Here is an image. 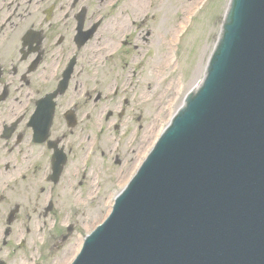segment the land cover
<instances>
[{
  "label": "water",
  "instance_id": "water-1",
  "mask_svg": "<svg viewBox=\"0 0 264 264\" xmlns=\"http://www.w3.org/2000/svg\"><path fill=\"white\" fill-rule=\"evenodd\" d=\"M74 264H264V0L231 1L205 83Z\"/></svg>",
  "mask_w": 264,
  "mask_h": 264
},
{
  "label": "rangeland",
  "instance_id": "rangeland-1",
  "mask_svg": "<svg viewBox=\"0 0 264 264\" xmlns=\"http://www.w3.org/2000/svg\"><path fill=\"white\" fill-rule=\"evenodd\" d=\"M188 1L182 4L181 0H168V5L163 9L161 6L157 8L160 18L152 20L153 28L150 29L156 33L158 32L156 25L158 28H162L163 43L158 44L154 34H152L145 36L150 42H154V50H151L148 42L141 44L142 52L148 57L147 60L141 59L142 65L146 63L144 69L146 81L143 84L139 82L134 84L137 92L135 102L132 103L134 109H128L126 114L119 118L121 101L103 98L99 102V109L93 111V119L81 123L80 129L84 130V142H80L82 146H80L76 157L69 162L68 169L63 173L59 183L55 184L48 179L46 183L45 172L50 163L48 156L41 158L36 169L32 165V160L28 156L25 157V154L29 153L27 146L21 148L18 166L21 167V172L27 174L28 178L16 190L15 202L19 204L29 203V210L32 207H37V211L31 210L33 220H35L33 223H35L37 237H31L30 251L34 241L40 238L38 226L42 221H47V243L52 239L55 245L60 236V233L55 234L60 232L57 227L64 229L67 225L74 226L72 234L63 245L62 250L58 251L56 247L51 245V254L49 255V248L47 247V258L43 260H40V254L36 251L34 254L35 264H69L72 261L75 256L74 252L77 248L79 250L81 245H79V241L110 211L109 198L113 192L116 193L120 190V184L125 181L124 178L137 158V154L144 148L147 150L151 148L157 133H159L158 130L168 120V112L175 110L182 104L185 93L196 87L202 78L207 60L220 32L222 20L218 19V15L214 13L215 10L220 11V6L208 4L189 24L188 19L179 20L173 16L175 12H182L184 8H188L189 3L193 5L195 0ZM220 2L223 3V0ZM167 16L171 17L167 19ZM182 21L189 24V29L180 37L179 43L177 38L172 49L174 58L177 46L175 54L179 66L175 61V68L169 70V74L162 71L164 79L160 80L161 82L155 81L156 76L151 68L155 66L161 69V66L165 65L164 59H167V54L164 57L162 53L169 49L167 41L171 37L172 31L181 27L180 22ZM149 50L152 55L151 58ZM157 55L159 56L156 57ZM171 79H173L171 87L174 90L169 91L168 86ZM141 88L145 95L140 97ZM111 110L112 114H110ZM107 114L109 118L106 116ZM10 115L11 117L15 116L14 108L11 109ZM2 117L4 116L2 115ZM76 142L79 141L76 140ZM89 148L92 149L91 152L96 153L94 154V161L90 173L86 172L85 176L80 175L82 173V156ZM117 156H120L122 161L118 165L115 164ZM76 166L78 170H76ZM118 176L123 179L116 182ZM50 198L54 201L55 209L52 213L47 212L46 216L43 211L46 205L49 206ZM31 254L29 252V256ZM13 261L15 259L8 261L7 264H14ZM17 262L19 263V260ZM20 264H23L22 261Z\"/></svg>",
  "mask_w": 264,
  "mask_h": 264
},
{
  "label": "flooded vegetation",
  "instance_id": "flooded-vegetation-1",
  "mask_svg": "<svg viewBox=\"0 0 264 264\" xmlns=\"http://www.w3.org/2000/svg\"><path fill=\"white\" fill-rule=\"evenodd\" d=\"M115 1L0 0V224L3 223L0 254L3 248L6 249L7 255H2L8 259H12L10 248L18 249L14 243L31 234V210H37V207L29 210V203L15 202V192L20 185L19 148L26 132H32L29 121L36 111L37 101L57 87L64 71L72 64L67 95L73 97L77 104L74 109L79 120L77 118L74 126L60 134L62 142L69 131L73 134L78 130L80 116L83 110L87 112L81 100L93 98L92 84L106 82L107 79L101 78L99 70H88L77 60L79 49L75 42L97 22L100 17L98 9L103 10L106 5L112 7ZM156 6L150 4L154 10L153 19L159 18ZM129 7L113 11L112 14L117 16L113 18L114 22L103 17L98 31L103 32V28L111 23L123 25L122 28L127 24L128 28L132 20ZM147 9L143 7L144 11ZM135 14L140 15L139 12ZM92 53L93 50L88 48L82 55L91 56ZM92 62L87 63L94 67L96 64ZM98 98L99 94L95 101ZM13 108L15 116L11 117ZM91 116L92 113L86 114L87 118ZM50 137L52 140L59 138L52 134ZM62 142L60 140L59 146L69 156L70 150Z\"/></svg>",
  "mask_w": 264,
  "mask_h": 264
},
{
  "label": "bare ground",
  "instance_id": "bare-ground-1",
  "mask_svg": "<svg viewBox=\"0 0 264 264\" xmlns=\"http://www.w3.org/2000/svg\"><path fill=\"white\" fill-rule=\"evenodd\" d=\"M137 1V0H136ZM136 1H135V3H136ZM137 9H138V7H137ZM139 10V9H138ZM122 24H124V23H122ZM183 25V21L180 23V26H182ZM121 26H123V25H121ZM179 30V29H178ZM176 32V30L174 29L173 31H172V33H171V37L172 38H170V39H172V43H173V39L175 38V36H176V34L178 33H175ZM170 50H171V48L169 47V49L167 50V51H165L164 53H162V55L163 56H165L166 54H167V59L165 60V65L166 66H174V62H173V59H172V57H170ZM172 113V111H169L168 112V114L170 115ZM158 132H159V130H158ZM158 134V133H157Z\"/></svg>",
  "mask_w": 264,
  "mask_h": 264
}]
</instances>
